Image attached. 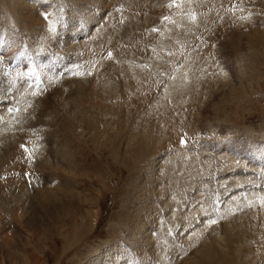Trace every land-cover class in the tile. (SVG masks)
<instances>
[{"label":"rangeland","instance_id":"rangeland-1","mask_svg":"<svg viewBox=\"0 0 264 264\" xmlns=\"http://www.w3.org/2000/svg\"><path fill=\"white\" fill-rule=\"evenodd\" d=\"M258 26L264 30V0H0V157L7 167L0 174V209L6 203L13 208L0 223L8 220L0 230V262L100 264L109 252L110 262L129 253L125 264H197L195 236L201 235L199 243L214 238L225 244L236 234L245 240L237 245L245 253L236 252L242 262L264 264V41L255 43L251 31ZM99 39L109 42L90 51ZM131 46L146 75L130 103L137 115L122 113L117 123L94 92L102 71L123 68L120 53ZM201 78L212 79L209 88L196 84ZM79 80L88 84V110L83 114L80 107L71 124L63 117L77 107ZM168 90L176 98L165 97ZM146 121L155 139L137 147ZM72 125L86 144L70 143ZM30 143L56 167L68 158L75 171L63 170L72 180L34 165L41 157L32 156ZM117 143L124 154L112 158L109 146ZM139 154L146 156L138 161ZM183 164L191 171L176 186L166 168ZM15 172L22 176L16 183ZM60 183L70 184L80 203L57 219L51 235L38 238L27 227L33 207L43 211L33 196ZM236 217L249 221L250 229L230 228ZM7 232L10 242L22 241L12 248L19 250L17 259L9 257L14 250L5 245Z\"/></svg>","mask_w":264,"mask_h":264},{"label":"bare ground","instance_id":"bare-ground-1","mask_svg":"<svg viewBox=\"0 0 264 264\" xmlns=\"http://www.w3.org/2000/svg\"><path fill=\"white\" fill-rule=\"evenodd\" d=\"M29 12V11H28ZM31 14V13H30ZM112 17V16H111ZM37 19V18H36ZM130 20V19H129ZM134 20V18L132 17L131 18V22ZM110 23L112 22V20H110L109 21ZM140 23L139 22H133V25L132 26H135V28H136V30L138 31H140V30H143V28L142 27H140ZM182 25V24H181ZM36 26V25H35ZM180 26V25H179ZM183 27V26H182ZM259 27V28H258ZM258 27H255V28H253L251 31H254L255 33L253 34V39H255L254 40V42L256 43L257 41H264V30L262 29V27L261 26H258ZM179 28H181V26L179 27ZM264 28V27H263ZM103 29V28H102ZM117 30V29H116ZM179 31V30H178ZM242 32V31H241ZM97 33H93V35H96ZM101 34V33H100ZM111 33H109L108 35H110ZM251 34V33H250ZM244 35V34H243ZM114 36V35H113ZM242 36V35H241ZM247 36V35H246ZM106 37H108V36H106ZM248 37V36H247ZM250 37V36H249ZM103 38V37H102ZM104 38H105V36H104ZM109 38V37H108ZM250 38H252V35H251V37ZM79 39V38H78ZM114 38H111L110 40H113ZM137 39V38H136ZM139 39V38H138ZM248 39V38H247ZM131 40H132V37H131ZM103 39L101 40V39H99V41H97L96 42V44L97 45H95V44H93L94 42H91L90 44H91V49H89L90 51L92 50H94V51H96L97 49L99 50V46H100V44L102 45L103 44ZM109 42L108 41V39H105V41L104 42ZM135 41V40H134ZM133 41V42H134ZM135 43V42H134ZM138 43H141L142 44V41L140 40ZM165 43H167V42H165ZM167 44H169V43H167ZM134 45V44H133ZM134 46H136V45H134ZM134 46H131V47H133V48H128V49H126V50H124V51H121V52H123L122 54L120 53V56H119V58H120V67H123L122 69H118V67H111V68H108V69H106V71H102V75L100 76V78L98 79V81H97V85H96V88H95V92H94V94H95V96H98V97H101V101L99 100L98 101V103L100 104H102L103 105V107L101 106V110L102 111H104V113H107V117H109L110 119H112V118H115V120H116V122L117 123H119V121H120V118H119V116L123 113V114H127L128 115V119H131V114L132 113H134L135 111H136V115H137V106L136 105H134L133 104V101H132V104H133V106L130 104L131 103V100L133 99V98H135L136 96V94H137V91H138V89L140 88V87H142V85H143V83L144 82H142V84H141V81L143 80V79H145L144 77H145V75H146V72L145 71H143L142 70V68H140L138 65H137V53H135L133 50L135 49V47ZM101 47V46H100ZM88 50V51H89ZM121 50V49H120ZM119 50V51H120ZM128 50H132L133 52H134V54H133V56L132 55H127V53H128ZM80 51V50H79ZM88 53V52H87ZM258 55H262L261 53H260V51H259V49L257 50V52H256ZM75 55V54H74ZM87 55V54H86ZM90 56V55H89ZM91 57V56H90ZM94 58V57H93ZM112 59V58H111ZM113 60H115L114 58H113ZM259 60V59H258ZM257 60V61H258ZM84 61V60H83ZM115 62H117V60L115 61ZM66 63V62H65ZM118 63V64H119ZM138 66V67H137ZM98 69V68H97ZM97 71V70H96ZM86 73V72H85ZM91 74V73H90ZM203 76H205V75H203ZM203 76H201V77H203ZM47 77H48V75H47ZM54 77V76H53ZM80 77H81V75H80ZM68 78V77H67ZM51 79H53V78H51ZM55 79H56V77H55ZM81 79H85V78H81ZM199 79V78H198ZM75 80V79H74ZM86 80H88V78H86ZM48 81V80H47ZM211 81H212V79L210 80V79H207V78H201L200 80H197L196 81V84L197 83H199V86L200 87H203V88H206V87H208V85L210 86V84H211ZM20 82V81H19ZM49 82V81H48ZM70 82V81H69ZM68 82V83H69ZM17 83V82H16ZM72 84H73V82H71ZM70 83V84H71ZM77 83V85L75 84V86L77 87L76 88V90H77V92L75 93V98H76V105H77V107L75 108V107H73L72 109H71V111H74L71 115H69V116H65V117H63V120L64 121H66V122H68V123H73L74 122V119H75V114L77 113V111H78V109L81 107V112L83 113V114H85L86 113V110H88V109H86V110H84L83 109V100H84V97L86 96V94L88 93V91L89 90H85V89H87L88 88V84H86V82H84V80H79V81H77L76 82ZM87 83H89V82H87ZM136 83H137V85H136ZM46 84H47V82H46ZM65 84H67V83H65ZM69 85V84H68ZM91 85V84H90ZM138 86V87H137ZM195 85H193V87H194ZM22 87V86H21ZM47 87V86H46ZM62 87V86H61ZM60 87V88H61ZM71 87H74L73 85L71 86ZM196 87V86H195ZM42 88H44V87H42ZM65 88V87H64ZM120 88H121V90H120ZM171 88V87H170ZM209 88V87H208ZM73 89V88H72ZM142 89V88H141ZM201 89V88H200ZM109 91V90H111V91H109V92H111L112 94H107V96H105L104 94H106V91ZM116 90H118V92L120 91V94H122L123 96H121L119 93L117 94V95H114V93L112 92V91H116ZM194 90H196V89H194ZM32 90H30V92H31ZM65 91V90H64ZM26 92V91H25ZM66 92V91H65ZM195 92V91H194ZM70 93V92H69ZM166 93V92H165ZM173 92L171 91V93H170V90H168L167 91V93L165 94V97H168V98H170V100H173V98H176V97H174V95L172 94ZM27 94H28V92H27ZM27 94L25 95V96H27ZM31 94H33V93H31ZM39 94V93H38ZM63 94H65V93H63ZM116 94V93H115ZM191 94V93H190ZM197 94V93H196ZM71 95V94H70ZM22 96V95H21ZM20 96V97H21ZM63 96V95H62ZM178 96V95H177ZM28 97V96H27ZM30 97V96H29ZM28 97V98H29ZM32 97V96H31ZM26 97H24L23 96V99H25ZM28 98H26V99H28ZM1 99H2V97H1ZM22 99V98H21ZM25 99V100H26ZM180 98H178V99H176V100H178V102L179 101H181V103H185V102H183V100L185 99H183V97H182V99L181 100H179ZM225 100V99H224ZM26 102V101H25ZM74 103V102H73ZM180 103V104H181ZM105 104V105H104ZM158 104V103H157ZM156 105V104H155ZM152 106V105H151ZM163 106V105H162ZM165 108V107H164ZM164 108H163V110H164ZM168 108V107H167ZM97 110V109H96ZM98 110H99V108H98ZM97 110V111H98ZM100 110V111H101ZM156 111V110H155ZM165 112H166V110H164ZM151 112H153V111H151ZM101 113V112H100ZM103 113V114H104ZM102 115V114H101ZM106 115V114H105ZM148 115V114H147ZM97 117H98V115H97ZM96 117V118H97ZM101 117V116H100ZM104 117V116H103ZM106 117V116H105ZM106 117V118H107ZM117 117V118H116ZM157 117V116H156ZM186 118V117H185ZM7 121H9V118H7L6 119ZM159 121V120H158ZM190 122V121H189ZM184 123V125H185V127L186 128H189V126H191L189 123H188V121H184L183 122ZM73 126V125H72ZM127 124H125L124 123V121L122 120V124L120 125V129H119V133L120 132H122L123 134H124V132H126L125 131V129L127 128ZM153 124H152V121H146L145 123H144V125L142 126V127H140L139 129H138V131H137V134L140 136V138H139V136H138V142H136L137 144V147L141 144V146H142V143L146 140V141H152L151 139H155V137H154V131H155V129L153 130ZM180 127V126H179ZM192 127H193V123H192ZM192 127H191V129H192ZM14 128V127H13ZM158 128V127H157ZM178 128V127H177ZM72 131H69V133H68V136H69V140L71 141L70 143L71 144H73V140H76L77 141V144H79V142L80 143H83V144H86V142H84V139H81L82 138V136H84V134H81L80 133V131H79V128H77V127H75V126H73L72 127V129H71ZM164 130V129H163ZM13 131V130H12ZM191 131V130H190ZM5 132V131H4ZM162 132V131H161ZM164 133V132H163ZM168 133V132H167ZM99 134V133H98ZM175 134H176V132H175ZM98 136V135H97ZM168 136V135H167ZM166 136V137H167ZM176 136V135H175ZM4 137V136H3ZM7 137H9V136H7ZM7 137H5V139L3 140V142H2V144L4 143V141L7 139ZM16 137H17V135H16ZM15 137V138H16ZM94 137H96L95 136V134H94V136H93V138L92 139H94ZM80 139V140H79ZM167 139V138H166ZM8 140V139H7ZM13 140V139H12ZM15 140H18V139H15ZM78 140H79V142H78ZM97 140V139H96ZM20 141V140H19ZM8 142H11L10 140L8 141ZM98 140H97V146H99V144H98ZM12 143V142H11ZM17 143V142H16ZM75 144H76V142H74ZM109 142H107V144H108ZM4 144H6V142L4 143ZM74 144V145H75ZM106 144V145H107ZM158 144L159 143H157V146H158ZM10 145V144H9ZM8 145V149H9V146ZM12 145H15V147H16V144H12ZM11 145V146H12ZM112 145V144H111ZM109 146V150L111 151V155H112V158H117V157H121L123 154H124V150L120 147V145H119V143H117V144H114V145H112V146ZM174 145V144H173ZM7 146V145H6ZM29 148L31 147L32 148V150H31V154H32V156L34 157H41V159H39V160H41V163H39L37 160V162H35L34 163V165H36L37 167H43V168H45V167H48L49 169H51V171L52 172H62L63 174H64V176H65V178L67 179V181H70V180H72V179H70V178H72V176H70V174H67V173H65L64 172V170L63 169H67L68 171L70 170V171H72V173L75 171V167L73 166V163L68 159V158H65L64 160L63 159H61V161L63 162V163H61V165L59 166V167H56L55 165H53V163H50L49 161H47V159L44 157V158H42V156H43V154H42V151L40 150L39 152H37L38 150V148L36 149L35 147H38V145L36 144V146H35V143H30L29 145ZM73 146V145H72ZM81 146V145H80ZM14 147V148H15ZM1 148H2V146H1ZM12 148V147H11ZM10 148V149H11ZM30 148V149H31ZM130 148V147H129ZM143 148H144V145H143ZM3 149V148H2ZM8 149H6V151L8 150ZM15 149H17V147L15 148ZM132 149L134 150V147H132ZM5 150V149H4ZM28 150V149H27ZM13 151H14V153H15V150L13 149ZM70 151V150H69ZM69 151H67V150H65V151H62V153H65L66 155H67V153L69 152ZM142 151V150H141ZM144 151H147V149L145 148L144 149ZM143 151V152H144ZM28 152V151H27ZM180 152V151H179ZM5 153V152H4ZM13 153V152H12ZM17 153H18V151H17ZM145 153V152H144ZM184 153V152H183ZM186 153V152H185ZM141 154V153H140ZM140 154L138 155V157L140 158V159H137L138 161L139 160H141V159H143L142 157L145 155L146 156V154H144V155H141L140 156ZM23 155V154H22ZM65 155V156H66ZM69 155V154H68ZM36 157V158H37ZM67 157V156H66ZM16 158H19V156H18V154H17V157ZM152 158V157H151ZM181 158V157H180ZM227 158V157H226ZM225 158V159H226ZM6 159V158H5ZM33 159V158H32ZM2 160H4V159H2L1 157H0V174H1V172L3 171V170H5V168H7L6 166H5V164H3L1 161ZM19 160V159H18ZM119 160V159H118ZM166 160V159H165ZM175 160V159H174ZM190 160V159H189ZM188 160V161H189ZM31 161V163H33L32 162V160H30ZM30 161H28L29 163H30ZM67 162L66 164H64V162ZM191 161V160H190ZM189 161V162H190ZM25 162V161H24ZM49 162V163H48ZM174 162V161H173ZM187 162V161H186ZM13 163V162H12ZM21 163L23 164V166H25V163H23V161H21ZM27 163V162H26ZM29 163H27V164H29ZM30 163V164H31ZM13 164H16V165H14V166H16L15 168H17L18 166H19V164H20V162L18 161H16V163H13ZM169 164V163H168ZM179 164V163H178ZM177 164V165H178ZM188 164H191L192 165V162L191 163H188ZM194 165V164H193ZM28 166V165H27ZM163 166H164V164H163ZM183 167H180V166H167V168H166V171L168 170V173L169 174H167V178L169 177V178H171L172 179V181L174 182V184L177 186V184H176V182H178L179 180L180 181H183V178H185L188 174L187 173H189L190 171H191V168H189V167H187V168H184L185 167V165L183 164L182 165ZM12 167V166H11ZM10 167V168H11ZM26 167V166H25ZM34 167V166H33ZM72 167H74V168H72ZM14 168V167H13ZM28 168V167H27ZM32 168V167H31ZM182 169V175L180 174V173H178V169ZM47 169V168H46ZM179 169V170H180ZM55 170V171H54ZM262 170V169H261ZM7 171H9L8 169H7ZM6 171V172H7ZM17 171V170H16ZM4 172V171H3ZM5 172V173H6ZM7 174V173H6ZM157 174V173H156ZM264 174V173H263ZM260 175H261V172H260ZM34 176V175H33ZM191 176V175H190ZM10 177H11V175H10ZM14 177L16 178V181H15V183L17 182V181H20L21 179H22V176H20V177H18V175H17V173L15 172V175H14ZM68 177H69V179H68ZM165 177V176H164ZM252 177V176H251ZM34 178V177H33ZM246 178H248V177H246ZM252 178H254V177H252ZM244 179V178H243ZM34 180V179H33ZM257 180V179H256ZM245 182V181H244ZM70 185V184H69ZM69 185L68 184H62V183H60L59 184V186L58 187H55L54 188V191H51V189H49L48 191H41L40 190V192H36V194H35V196H33V197H36V199H34V201H35V203H37V205H38V203H39V206L41 205L42 206V210L43 211H41L40 209L38 210V209H36L37 207H33V212L31 213L32 215H31V217H30V219L27 221V227L29 228V230H31V232L33 231L34 232V234L36 235V237H38V238H44V237H47V235H49L51 232H52V230H53V228H54V226H56L57 225V223H56V221H57V219H59L60 217H61V215H70V214H72L71 213V209L74 207V205H76L79 201H78V198H77V195H76V192H74L71 188V185H70V187L71 188H69ZM2 186V185H1ZM14 186V185H13ZM182 186V185H181ZM19 187V186H18ZM242 187H244V185L242 186ZM39 188V187H38ZM234 188V187H233ZM237 188V187H236ZM39 189H41V188H39ZM38 189V190H39ZM166 189H167V187H166ZM170 189V188H169ZM235 189V188H234ZM12 190V189H11ZM164 190V192H165V189H163ZM238 190V189H237ZM20 191H21V189H20ZM23 192H21L20 194V196H23V195H25V191H24V189L22 190ZM27 191V190H26ZM174 191H176V190H174ZM179 191V190H178ZM9 192V191H8ZM17 193H18V191H17ZM16 193V194H17ZM28 193V192H27ZM30 193V192H29ZM168 193V192H167ZM8 194V193H7ZM23 194V195H22ZM80 194V193H79ZM81 196V195H80ZM7 197H8V195L6 196V199H7ZM14 197V196H13ZM17 197H19V195L17 196ZM29 197V196H28ZM26 198V197H25ZM30 198V197H29ZM175 198V197H174ZM23 198L21 197L20 199H18V200H22ZM24 200V199H23ZM30 200V199H29ZM33 200V199H32ZM21 202H24V201H21ZM35 203H33L32 204V206L35 204ZM80 203V202H79ZM5 204V203H4ZM40 206V207H41ZM22 207V206H21ZM77 207V206H76ZM16 208V207H15ZM2 209V210H1ZM1 209H0V223L2 222L3 223V220H5V219H7V217H8V215H11V210H13V208L11 209V208H9L8 207V204L6 203L5 204V206H2L1 207ZM21 209V208H20ZM35 209H36V211H35ZM75 209V208H74ZM73 209V210H74ZM22 210V209H21ZM27 210V209H26ZM38 211H39V213H38ZM18 212V211H17ZM24 210H23V214H24ZM28 212V211H27ZM258 213V212H257ZM14 215H17V213L16 214H14ZM21 215V214H20ZM20 215H18V217L20 216ZM24 215H26V213L24 214ZM136 215V214H135ZM30 216V215H29ZM28 216V217H29ZM135 217V216H134ZM137 218V217H136ZM138 219V218H137ZM230 221H229V223H230V225H229V227L230 228H233L234 227V229L235 228H239L240 230H241V232L242 231H246L247 229H250V226H251V224H249V221H244L243 219H241V218H238V217H236V219H235V223L233 222V219L231 220V218L229 219ZM8 220H6V221H4V226L8 223L7 222ZM59 221V220H58ZM251 223V222H250ZM144 224V223H143ZM3 225L0 227V230H3V231H5V227L2 229V227H3ZM250 225V226H249ZM7 226V225H6ZM264 226V225H263ZM262 226V227H263ZM8 227V226H7ZM209 229H210V227H209ZM238 229V230H239ZM263 229V228H262ZM139 230H140V228H139ZM239 230V231H240ZM264 230V229H263ZM2 231V232H3ZM226 231V230H225ZM202 232V231H201ZM227 232H228V230H227ZM243 233V232H242ZM7 234H8V232H7ZM10 234V233H9ZM9 234L6 236V239H8L7 241L5 240V245H6V247H9V250H10V253H12L13 252V250H14V255H12V254H9L10 256L9 257H16L17 256V254L19 255L20 253L18 252L19 250L18 249H12L14 246H19L18 244H22V241H18V243H14V242H10V239L12 238H10V236H9ZM199 234V233H198ZM228 234H230V233H228ZM51 235V234H50ZM164 235V234H163ZM195 235H197L196 233H195ZM201 235H197V236H195L193 239H192V242H191V246H192V248H194L196 251H195V253L196 254H194V256H196V257H198V263L197 264H244V262H242L243 261V257H240V255L239 254H237L236 252H240V249H239V247H237V245L238 246H241V245H245V240H241L240 238H239V236H237L236 234H234V235H231L229 238H226L227 240H226V242H225V244H223L222 242H218V243H220V244H222V247L220 246V245H218V243H217V241L216 242H212V239H214V238H212L211 240H210V242L211 243H209V240L207 239H205V241H204V243H199V241L201 240L200 238H202V237H200ZM242 236V235H241ZM243 237V236H242ZM139 238V237H138ZM204 238V237H203ZM211 238V237H210ZM200 239V240H199ZM15 240V239H14ZM203 240V239H202ZM146 241H148V239L146 240ZM145 241V242H146ZM162 241L163 242H165V239L163 238L162 239ZM149 242V241H148ZM201 242V241H200ZM247 242V241H246ZM263 242H264V240H263ZM151 243V242H150ZM148 244V243H147ZM189 244V243H188ZM198 244H200L201 245V247H200V245H198ZM200 247H198V246ZM131 247L130 248H132V247H134V246H132V245H130ZM251 246V245H250ZM246 247V246H245ZM244 246L242 247V249L243 248H245ZM11 248V249H10ZM253 248V247H252ZM133 249V248H132ZM18 250V251H17ZM249 250V249H248ZM247 250V252H248V254L249 255H253V253L255 252V250L253 251V252H251V251H248ZM127 250H125V252H126ZM131 252H133V251H131ZM247 252H246V255H248L247 254ZM192 253V252H191ZM240 253H242V252H240ZM245 253V252H244ZM244 253H242V254H244ZM250 253H252V254H250ZM258 253V252H257ZM134 254V253H133ZM12 255V256H11ZM255 255V254H254ZM253 255V256H254ZM110 256H111V253H109L108 252V254H106V255H104L103 257H105L106 259H104V260H102V262L100 263V264H120V262H119V258L118 257H120L121 258V260H122V264H125V263H129V260H128V258H129V253H124V254H118V255H115V257H113L114 258V260H115V262H110V261H108L109 259L111 260V258H110ZM252 256V257H253ZM134 257V256H133ZM143 257V256H142ZM258 257V256H257ZM16 259H17V257H16ZM146 259H148V258H141V260H142V262H144ZM147 261V260H146ZM3 263V261H1L0 262V264H2ZM89 263H91V264H93L92 263V261H90ZM186 264H196V263H186Z\"/></svg>","mask_w":264,"mask_h":264},{"label":"snow or ice","instance_id":"snow-or-ice-1","mask_svg":"<svg viewBox=\"0 0 264 264\" xmlns=\"http://www.w3.org/2000/svg\"><path fill=\"white\" fill-rule=\"evenodd\" d=\"M165 19L167 20L168 17H165ZM153 31L156 32V31H158V29H155V28H154ZM109 55H111V54H109ZM213 223H215V221H213Z\"/></svg>","mask_w":264,"mask_h":264}]
</instances>
